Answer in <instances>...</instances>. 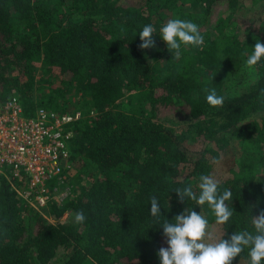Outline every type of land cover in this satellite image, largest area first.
<instances>
[{"label":"trees","instance_id":"1","mask_svg":"<svg viewBox=\"0 0 264 264\" xmlns=\"http://www.w3.org/2000/svg\"><path fill=\"white\" fill-rule=\"evenodd\" d=\"M240 1L0 0V99L17 97L28 115L41 106L82 113L69 123L70 165L46 180L45 203L29 204L9 167L0 175V264H161L164 220L190 208L207 218V233L217 224L207 204L180 202L174 190L199 194L202 174L233 193L217 240L255 231L252 217L264 208V57L252 67L246 60L264 43V20L239 32ZM220 4L227 14L212 21ZM174 18L196 23L203 46L182 45L172 57L160 29ZM147 24L156 47L141 49ZM211 88L223 106L208 104ZM230 155L236 162L220 174ZM70 177L81 186L60 198ZM152 196L162 214L155 224ZM248 253L232 264H250Z\"/></svg>","mask_w":264,"mask_h":264},{"label":"clouds","instance_id":"2","mask_svg":"<svg viewBox=\"0 0 264 264\" xmlns=\"http://www.w3.org/2000/svg\"><path fill=\"white\" fill-rule=\"evenodd\" d=\"M156 28L152 24L143 26L139 37L141 49L155 48L154 33ZM160 36L166 42L172 57L179 58L181 47H202L204 36L199 26L190 21L179 18L168 20L160 29ZM253 52L248 56L246 64L255 66L264 57V43L257 39ZM206 100L213 107L223 106L225 97L218 95L215 88L205 89ZM199 194L191 185L174 189L178 193L179 201L190 198L197 205L207 204L213 211L217 224H225L233 216V209L228 201L232 200L230 189L220 190V182L211 175L202 174L199 177ZM150 213L153 223L160 222L161 205L156 196L150 198ZM75 222L81 224L86 220L84 212L74 214ZM255 231L242 230L231 234L229 239L220 238L205 242L208 235V220L201 212L186 208L175 216L174 221L164 220L161 224L163 234L167 238V247L159 248L157 255L161 264H232L245 248L249 249L250 264H261L264 261V208L259 209L258 215L252 217Z\"/></svg>","mask_w":264,"mask_h":264},{"label":"built area","instance_id":"3","mask_svg":"<svg viewBox=\"0 0 264 264\" xmlns=\"http://www.w3.org/2000/svg\"><path fill=\"white\" fill-rule=\"evenodd\" d=\"M81 115L80 110L60 113L43 106L28 115L17 97L0 99V175L9 167L29 204L45 203L50 196L46 180L70 165L69 123Z\"/></svg>","mask_w":264,"mask_h":264},{"label":"rangeland","instance_id":"4","mask_svg":"<svg viewBox=\"0 0 264 264\" xmlns=\"http://www.w3.org/2000/svg\"><path fill=\"white\" fill-rule=\"evenodd\" d=\"M226 6L225 5H218L217 7H214V10L212 11V21H215L217 19V17L220 14H223V16L225 15L226 12ZM227 14V12H226ZM235 17H237V21H238V27H239V32L244 30V26L245 24L252 20V21H256V24H259L261 19L264 20V0H261L259 2L253 3L252 0H241L239 3V7L236 11ZM47 88H45L46 90ZM42 90H37L38 94H42L43 92ZM73 100H75V96L72 97ZM71 109H73V107H70ZM234 155H230L228 157V159H226L227 161L225 163H222V166L220 167V174L224 173V171L226 169H228L229 165L232 166L234 164V162H236ZM62 162L65 163L66 159H62ZM69 180L66 181V184H63L61 188L57 189V196L61 197H65L68 195L73 194L75 188L77 187V185L81 186V182H79V180H77L76 178H68ZM75 186V188H74ZM54 189H56V187H54ZM73 212L67 210L64 213L63 218H67L69 217ZM221 226L219 224H215L211 227L210 231L208 232V236H206L205 238V242H210L208 237L210 236L212 238V240H217L220 237L221 234ZM64 250L60 249L59 253L61 254Z\"/></svg>","mask_w":264,"mask_h":264}]
</instances>
